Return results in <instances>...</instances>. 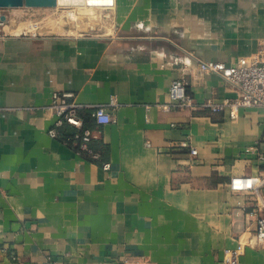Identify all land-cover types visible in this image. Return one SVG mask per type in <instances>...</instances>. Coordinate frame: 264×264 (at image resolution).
Wrapping results in <instances>:
<instances>
[{
  "label": "crops",
  "instance_id": "1",
  "mask_svg": "<svg viewBox=\"0 0 264 264\" xmlns=\"http://www.w3.org/2000/svg\"><path fill=\"white\" fill-rule=\"evenodd\" d=\"M111 4L100 34L51 24L34 36L10 27L4 10L0 264H223L224 249L264 217V108L212 111L205 104L234 100L239 88L200 65L260 55L264 0ZM176 79L195 108L171 98ZM56 92L82 105L98 157L77 149L74 125L72 142L65 123L50 134ZM99 105L111 123L97 122ZM234 176L258 188L234 191ZM238 264H264V244L246 245Z\"/></svg>",
  "mask_w": 264,
  "mask_h": 264
},
{
  "label": "built area",
  "instance_id": "2",
  "mask_svg": "<svg viewBox=\"0 0 264 264\" xmlns=\"http://www.w3.org/2000/svg\"><path fill=\"white\" fill-rule=\"evenodd\" d=\"M4 10H6V8H0V16L5 15ZM6 21L0 19V28L4 27L7 23ZM33 35L35 36L36 33H33ZM200 66L204 72L220 75L226 81L237 85L239 88V96L234 100L225 99L218 104L212 102L205 104L206 106H212V111L216 112L227 109L230 111L231 115L235 116L236 111L239 108H264V49L258 57L237 64L229 65L223 61H202ZM169 93L171 98L176 101L180 107H196L194 99L187 92L186 85L182 80H174L170 86ZM73 95L74 94L70 92H56L53 94L51 107L57 115V121L55 126L52 127L49 132L53 137H57V127L64 123H69L80 128L82 130L81 133L76 134V138L80 141L79 151L93 157H98V153L94 152L89 144L93 137V133L90 129L84 127L83 120L77 115L78 110L82 108V105L72 100ZM93 116L96 118L97 122L102 125L111 123L114 120L113 115L104 105L96 106L93 111ZM182 146H189L192 154L197 153V149L191 147V145L186 142H183ZM103 167L104 169H109L110 164L105 163ZM257 181L258 179L253 177L234 176L230 180V186L234 191L252 190L258 188ZM254 239L258 244H264L263 216L259 217L257 220V227L254 236L239 241L236 248L224 249V259L222 263L238 264L239 258L246 245L252 244ZM2 251L6 252V249L3 248ZM13 258L16 259L15 256H13ZM126 264L131 263L127 262Z\"/></svg>",
  "mask_w": 264,
  "mask_h": 264
},
{
  "label": "rangeland",
  "instance_id": "3",
  "mask_svg": "<svg viewBox=\"0 0 264 264\" xmlns=\"http://www.w3.org/2000/svg\"><path fill=\"white\" fill-rule=\"evenodd\" d=\"M112 0H59L53 8L11 11V26L28 33L44 31L49 25L73 28L76 32L104 33L109 25L108 8ZM7 9V8H6ZM31 9V8H29ZM8 25L7 23L4 27ZM9 27V28H10ZM3 28V27H2Z\"/></svg>",
  "mask_w": 264,
  "mask_h": 264
},
{
  "label": "water",
  "instance_id": "4",
  "mask_svg": "<svg viewBox=\"0 0 264 264\" xmlns=\"http://www.w3.org/2000/svg\"><path fill=\"white\" fill-rule=\"evenodd\" d=\"M59 0H0V8H53ZM0 19L6 21V16L1 15Z\"/></svg>",
  "mask_w": 264,
  "mask_h": 264
},
{
  "label": "trees",
  "instance_id": "5",
  "mask_svg": "<svg viewBox=\"0 0 264 264\" xmlns=\"http://www.w3.org/2000/svg\"><path fill=\"white\" fill-rule=\"evenodd\" d=\"M64 126H65L64 127L65 130H64V128L63 129L61 128L62 131L60 133L63 135L64 138L68 139L69 142H72L74 140V136H75L77 131L74 128V126L69 124V123H65ZM77 149L79 150L80 148L77 147Z\"/></svg>",
  "mask_w": 264,
  "mask_h": 264
}]
</instances>
